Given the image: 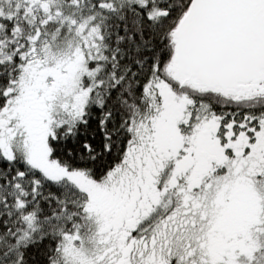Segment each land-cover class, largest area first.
<instances>
[{
	"label": "snow or ice",
	"instance_id": "obj_1",
	"mask_svg": "<svg viewBox=\"0 0 264 264\" xmlns=\"http://www.w3.org/2000/svg\"><path fill=\"white\" fill-rule=\"evenodd\" d=\"M0 264H264V0H0Z\"/></svg>",
	"mask_w": 264,
	"mask_h": 264
}]
</instances>
